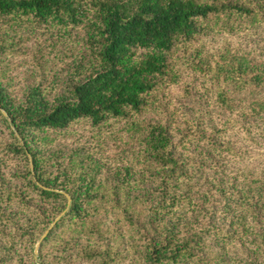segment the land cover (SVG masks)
I'll return each mask as SVG.
<instances>
[{
	"label": "trees",
	"instance_id": "1",
	"mask_svg": "<svg viewBox=\"0 0 264 264\" xmlns=\"http://www.w3.org/2000/svg\"><path fill=\"white\" fill-rule=\"evenodd\" d=\"M262 22L264 0H0V264H264V170L201 179L179 145L233 148L164 108L189 74L264 120V59L205 43ZM117 133L130 143L109 165L99 145ZM237 241L242 257L224 250Z\"/></svg>",
	"mask_w": 264,
	"mask_h": 264
},
{
	"label": "rangeland",
	"instance_id": "2",
	"mask_svg": "<svg viewBox=\"0 0 264 264\" xmlns=\"http://www.w3.org/2000/svg\"><path fill=\"white\" fill-rule=\"evenodd\" d=\"M255 31H247L234 35H213L205 39L206 47L213 49L218 47L224 40L232 44H239L242 49L253 51L257 56L264 59V22L257 26ZM27 56H18L10 59L11 63L16 64L15 77L20 78L22 75H28V65L26 64ZM186 82L173 85L167 89V102L164 108L170 106L169 111H173L174 115H177L175 122L180 124L176 126L177 130L182 129L187 124H194V121L201 119L205 121L204 125L207 131L221 130L223 136L219 138L218 143L231 145L233 151L223 152L220 148L206 147L205 142H200V146L196 141H189L186 145L178 146L176 155L183 161H186V167L188 170H195L198 172L199 177L208 182H216V179L225 180V186L227 189L229 185L237 180V183L242 181L239 178L241 172L247 170L260 172L264 170V120L259 117L242 118L239 116L238 108L233 111L229 109L215 106L213 94L209 98L206 94H202V86L199 79H194L191 75L186 74ZM191 85L189 88H184V85ZM199 88L197 90L196 88ZM148 118L157 119L151 113ZM194 121H190V120ZM188 121V123H186ZM190 121V122H189ZM175 125V124H173ZM112 133H116L113 131ZM113 138H103L104 142L99 145L100 154L103 156L106 164L123 163V160L117 158L119 151L122 148H127L129 141L126 138V134L120 135L117 133ZM175 136V141L178 143L179 138ZM222 141V142H221ZM208 152V159L195 160L196 151L201 147ZM238 153L239 156L233 155ZM230 153V154H227ZM199 163L197 166L196 163ZM192 162L193 164H191ZM107 166V165H106ZM197 166V167H196ZM204 166V167H203ZM218 188V186H216ZM226 189V190H227ZM221 200H218L220 203ZM216 208L217 214L215 215V221L220 225L223 222L222 216L219 214ZM225 222V220H224ZM39 241V240H38ZM248 243V242H247ZM222 243L217 247L222 246ZM39 247V246H38ZM246 243L244 245L237 241L234 246H226L224 250L228 255H234L236 257H242V253L246 252ZM223 263L229 264L226 256H223Z\"/></svg>",
	"mask_w": 264,
	"mask_h": 264
},
{
	"label": "water",
	"instance_id": "3",
	"mask_svg": "<svg viewBox=\"0 0 264 264\" xmlns=\"http://www.w3.org/2000/svg\"><path fill=\"white\" fill-rule=\"evenodd\" d=\"M46 233H47V231H45V232L42 234V236L40 237L39 241L37 242V244H36V246H35V251L38 249V246H39L41 240L46 236Z\"/></svg>",
	"mask_w": 264,
	"mask_h": 264
}]
</instances>
